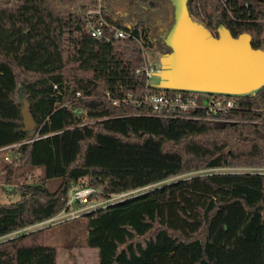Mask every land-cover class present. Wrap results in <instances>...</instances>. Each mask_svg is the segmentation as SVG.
Listing matches in <instances>:
<instances>
[{"label":"trees","instance_id":"obj_1","mask_svg":"<svg viewBox=\"0 0 264 264\" xmlns=\"http://www.w3.org/2000/svg\"><path fill=\"white\" fill-rule=\"evenodd\" d=\"M100 1L99 15L98 0H0V173L7 169L6 184L22 179L18 200L0 201V238L58 214L74 185L96 190L90 201L154 185L82 213L83 242L62 247L96 248L97 264H264V85L231 95L236 108L224 120L143 113L129 99L177 91L148 84L142 71L144 47L169 50L172 6ZM187 8L211 32L222 23L233 37L248 33L254 48L264 44V0ZM11 145L7 162L1 148ZM35 170L39 182L27 181ZM58 248L45 243L44 227L23 231L0 240V264H57Z\"/></svg>","mask_w":264,"mask_h":264},{"label":"water","instance_id":"obj_2","mask_svg":"<svg viewBox=\"0 0 264 264\" xmlns=\"http://www.w3.org/2000/svg\"><path fill=\"white\" fill-rule=\"evenodd\" d=\"M169 2L172 22L162 38L169 50L154 72L157 88L241 95L264 85V44L254 48L248 33L233 37L222 23L213 35L191 17L187 0ZM21 113L24 128L33 135L35 122L25 99Z\"/></svg>","mask_w":264,"mask_h":264},{"label":"built area","instance_id":"obj_3","mask_svg":"<svg viewBox=\"0 0 264 264\" xmlns=\"http://www.w3.org/2000/svg\"><path fill=\"white\" fill-rule=\"evenodd\" d=\"M96 13L100 15V7L97 8ZM90 34L93 37L104 38L105 40L109 39L99 28H91ZM113 36L124 37L128 36V34L123 30L115 29ZM159 70L160 67L155 68L150 66L146 60L144 61L142 71L146 76V81L148 84H150L149 82L154 75V72ZM182 92L183 91L180 90H177L173 94L146 92L141 99H129V101L133 105L141 106L145 110L143 113L168 118L224 120L225 118L222 117V114L228 110H233L236 108L235 101L231 97L232 94L197 92L194 95H184ZM107 97L109 98L108 93ZM110 99L115 104L126 100L125 98H122L121 100L112 98ZM12 146L14 145L1 148V150H4L5 152L4 160L6 161H9V152ZM152 186L154 185L146 186L147 188L142 187L129 191L112 193L108 194L103 199L90 201L89 195L96 190L84 184L74 185L68 193L65 207L58 214L43 222L36 223L18 230L17 233L36 228L40 225L64 221L75 217L79 213L82 214L99 207H105L108 204L135 195L139 192H142L143 190L151 188ZM78 206L81 207L78 208Z\"/></svg>","mask_w":264,"mask_h":264},{"label":"rangeland","instance_id":"obj_4","mask_svg":"<svg viewBox=\"0 0 264 264\" xmlns=\"http://www.w3.org/2000/svg\"><path fill=\"white\" fill-rule=\"evenodd\" d=\"M100 2L101 1L98 0L97 8L99 7L101 8ZM159 31H162V28H159L158 32ZM143 53L145 55V60L148 62V64L156 68L159 67V59L161 55L165 52L157 51L153 47L152 48L144 47ZM158 81H159L158 77L153 75L149 83L156 84ZM20 99L22 105L23 99L22 98ZM11 157L12 155L10 151L9 161L11 160ZM227 169L231 170V168H219V170H227ZM6 170H7L6 168H3L0 173V182L2 183L4 182ZM21 170L22 169H18V172H21ZM200 172H203V170H201ZM40 174L41 173L39 170H35L33 174L29 175L27 181L31 180L32 183H38L40 179ZM188 175H190V173L182 174V176H188ZM20 181H22V179L20 180L15 179V181H13V184L3 183V187L1 188L0 191L1 202L3 203L14 202L20 198V193L18 189L16 190L14 189ZM58 183H59V178H51L45 180V184L50 190H54L57 187ZM81 206H78V208H80ZM43 227L45 234V243L48 245L59 246L57 251V264H97L98 251L96 248L75 246L70 253L68 249L62 247L70 244L76 245V243L83 242L86 234V218L82 214L79 213L75 217H72L70 219L60 222L40 225L30 230H35ZM16 234H18L17 231L9 234L8 237L14 236ZM8 237L7 236L2 237L0 238V240L6 239Z\"/></svg>","mask_w":264,"mask_h":264},{"label":"flooded vegetation","instance_id":"obj_5","mask_svg":"<svg viewBox=\"0 0 264 264\" xmlns=\"http://www.w3.org/2000/svg\"><path fill=\"white\" fill-rule=\"evenodd\" d=\"M211 33H212L213 35H216V34H215V31H213V32H211Z\"/></svg>","mask_w":264,"mask_h":264}]
</instances>
